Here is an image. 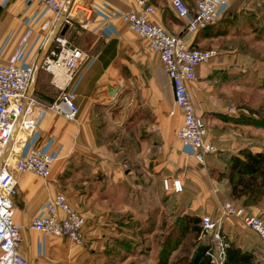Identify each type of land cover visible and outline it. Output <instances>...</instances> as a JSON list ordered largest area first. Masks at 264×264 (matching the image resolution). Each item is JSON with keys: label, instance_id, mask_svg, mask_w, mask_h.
I'll use <instances>...</instances> for the list:
<instances>
[{"label": "crops", "instance_id": "0c3cea01", "mask_svg": "<svg viewBox=\"0 0 264 264\" xmlns=\"http://www.w3.org/2000/svg\"><path fill=\"white\" fill-rule=\"evenodd\" d=\"M185 1L189 7L195 5V0ZM247 1L228 0L214 22L188 33L187 17L176 15L171 0H147L155 7L153 22L183 35L188 43L216 49L215 55L197 65L195 79L188 82L195 112L208 122L207 138L216 146L199 161L175 135L181 112L157 53L119 19L121 12L139 8L137 0H74L77 7L70 23L59 22L39 0H0L1 62L37 63L56 32L84 52L73 71L36 67L28 88L46 103L61 87L73 89L79 105L74 119L35 109L37 125L23 152L30 147L50 152L51 173L41 177L28 170L16 172L13 217L21 225L19 250L33 264H132L129 238L140 232L155 208L159 214L165 206L170 208L164 194L154 203L140 199L139 193L162 189L164 175L182 178L178 193L189 199L185 207L188 204L195 212L212 208L205 201L215 191L231 200L225 179L211 171L223 167L227 156L242 146L264 150L257 140L238 132L224 130L217 135L210 124L215 113L226 108L224 81L243 70V57L231 48L236 33L230 28L252 25L250 16L256 11ZM58 192L85 218L82 243L29 226L31 217L44 214ZM140 205L148 208L140 210ZM249 210L264 219V197Z\"/></svg>", "mask_w": 264, "mask_h": 264}, {"label": "built area", "instance_id": "2783aa9c", "mask_svg": "<svg viewBox=\"0 0 264 264\" xmlns=\"http://www.w3.org/2000/svg\"><path fill=\"white\" fill-rule=\"evenodd\" d=\"M39 1L53 11L61 23H70L77 7L74 0ZM227 3L228 0H195V5L189 7L185 0H171L176 15L187 17L185 31L188 33L214 22ZM137 4L139 8L121 12L119 19L146 39L157 53L171 80L174 103L181 112V123L176 128L175 135L194 150L199 161H203L204 153L215 151L216 146L207 138L208 129L203 118L195 112L188 82L195 79L197 65L215 55L216 49L191 45L183 35L173 33L150 19L155 7L147 0H137ZM83 57L84 52L79 47L71 44L63 33L56 32L51 37L47 51L37 63L0 61V264H33L19 250L21 225L13 217V196L17 193L16 172L28 170L41 177H47L51 173L54 156L50 152L41 147H30L23 152L28 135L37 125L35 109L52 111L66 119H74L79 112L73 89L61 87L49 103L32 95L28 88L35 69L42 67L53 70L64 67L73 71ZM161 187L166 193H178L183 189L182 178L164 175ZM220 211L221 214L238 217L253 229L264 247V219L261 216L246 211L242 205H236L229 199L222 201ZM201 222L204 230H214V239L219 249L214 251L208 248L206 253L212 262L220 264L228 244L219 233V220L203 214ZM84 223L82 213L68 203L64 193L58 192L48 201L44 214L31 217L29 226L82 243Z\"/></svg>", "mask_w": 264, "mask_h": 264}, {"label": "rangeland", "instance_id": "374dc122", "mask_svg": "<svg viewBox=\"0 0 264 264\" xmlns=\"http://www.w3.org/2000/svg\"><path fill=\"white\" fill-rule=\"evenodd\" d=\"M246 5L252 7L253 10L251 11H256L254 15L250 16L253 21L252 25H232L230 28V30L232 29L236 33L234 38L235 44L231 48L243 57V70H236L235 74H229L230 76L228 75L224 81L227 85L226 91L223 93L226 98V108L217 111L215 113L216 117L211 119L210 124L217 135L224 130L238 132L243 136L257 140V145H260L264 149V126L253 124V122H250L251 119H248V123H237L233 121V117H230L232 115L242 118L240 113L249 117H256L257 115H262L261 110H264V0H248ZM246 16L244 15L243 19ZM248 58L249 61H247ZM171 114H174L173 109ZM205 124L206 127L209 126L207 121ZM228 158L229 155L226 159L228 160ZM211 173H213V176L217 174L213 170ZM162 194L167 195L170 208L167 206L162 208V211L158 215L155 230L149 234L133 233V237L129 238V245L132 246L133 251L132 264H158L162 230L165 226L173 223L176 216L183 212L197 215L209 214L212 218L218 219L219 233L227 244H229L230 240H233L242 247L244 245L253 247V252L260 261V264H264V247L257 233L244 224L238 217L221 214V203L223 199L228 198L222 192L215 191L205 201V203L211 204L212 208H209L207 212L199 208L198 212L200 211V214L195 212L197 210H191L188 204L187 208L185 207V203H189L190 201L188 198L183 200L184 198L181 193L167 194L163 189L158 191L148 189L140 191L139 197L140 199L145 198L149 202L154 201L156 203L158 201L157 198ZM142 207L148 208L147 205H140V210ZM245 210L250 212L249 208H245ZM254 214L262 216L259 212ZM141 219L143 221L144 218L141 217ZM213 232L214 230L204 229L197 235L193 232H187L178 243V246L170 253L168 264H183L186 260L185 257L190 256L196 246L203 241H210L209 248L217 251L219 248L217 247V241L214 239ZM135 251H138V253H135Z\"/></svg>", "mask_w": 264, "mask_h": 264}, {"label": "trees", "instance_id": "16d2710c", "mask_svg": "<svg viewBox=\"0 0 264 264\" xmlns=\"http://www.w3.org/2000/svg\"><path fill=\"white\" fill-rule=\"evenodd\" d=\"M261 112L262 115L256 117H249L243 113H240L242 118L232 115L230 117H233V121L237 123H248V119H251L250 122L253 124L264 126V110ZM214 171L218 178L225 179L229 198L234 204L249 208L258 205L264 197V150H254L249 145L242 146L230 154L223 167H218ZM158 215L159 208L150 212L140 229L141 234H149L155 230ZM201 230H203L201 215L190 212L179 213L173 223L162 230L158 264H168L170 253L187 232L197 235ZM210 243V241L200 242L190 256L185 257L183 264H215L206 253ZM220 264H260V261L255 256L253 247L245 245L242 247L230 240Z\"/></svg>", "mask_w": 264, "mask_h": 264}]
</instances>
